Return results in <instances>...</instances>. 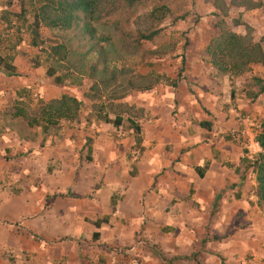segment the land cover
Wrapping results in <instances>:
<instances>
[{
  "label": "crops",
  "instance_id": "obj_1",
  "mask_svg": "<svg viewBox=\"0 0 264 264\" xmlns=\"http://www.w3.org/2000/svg\"><path fill=\"white\" fill-rule=\"evenodd\" d=\"M202 60L201 75L140 95L137 135L96 120L24 140L0 119V264H264L262 204L241 166L259 151L264 62L234 76Z\"/></svg>",
  "mask_w": 264,
  "mask_h": 264
},
{
  "label": "rangeland",
  "instance_id": "obj_2",
  "mask_svg": "<svg viewBox=\"0 0 264 264\" xmlns=\"http://www.w3.org/2000/svg\"><path fill=\"white\" fill-rule=\"evenodd\" d=\"M8 1L10 6L7 10L16 13L19 1L27 0ZM91 1L94 7L90 24L96 28L98 34L108 35L111 38V45L107 51L109 67L114 71V78L110 80L108 87L98 94H93L88 90L90 83L87 81L80 87L54 86L44 74L45 56L39 52L42 46H30L28 29L23 23H18L22 26L21 42L13 58L18 76H6L0 71L2 112L20 109L26 113L28 119L36 118L41 110L39 104L41 101L45 103L63 95L73 97L81 103L78 114L71 120L59 119L53 126L48 125L47 136L75 138L76 136L73 135L77 134L69 132L70 129L76 127V124L79 126L86 123L93 124L97 112L106 114L110 119L119 116L124 120L123 124H126V119L135 122L141 117L142 109L138 106V99L146 91L136 89L151 81L139 77L145 78L153 72V75L162 74L167 78L152 83L150 90H153L160 85L175 88L173 82L177 75L181 78H185V75H201L208 64L207 61L202 60L207 57L206 47L214 46V39L222 33L245 35L264 49V8L243 11L239 7H231L230 0H149L143 1L134 8L126 7L124 0ZM5 5L6 0H0V10ZM25 11L28 25L32 21V12L28 5H25ZM8 20L12 25H17L14 18L9 17ZM153 30L158 31L153 43L140 42V49H136L130 42L135 32ZM0 31H5L2 22H0ZM38 32L43 42V49L50 52L49 48L57 42L56 35L60 32L44 25L39 26ZM197 58L200 62L195 65L193 62ZM37 61L41 63L40 66H33ZM248 70L249 67L244 72L248 73ZM248 83V86L252 85L253 94L256 85L252 79ZM17 91L21 92L16 96ZM7 114L4 117L5 121L9 119ZM0 118L2 119V116ZM258 122L260 126L264 123V114L259 115ZM13 123H16V131L21 135L27 136L37 131V128L26 127L21 119ZM83 127L87 129L90 125ZM259 151L252 152V157ZM135 155L137 156L138 152ZM81 162L80 160L79 167ZM256 206L260 216L264 218V205ZM216 210L218 211L216 205H210L209 215ZM241 219L239 217L236 222H241ZM205 233L210 235V227Z\"/></svg>",
  "mask_w": 264,
  "mask_h": 264
},
{
  "label": "trees",
  "instance_id": "obj_3",
  "mask_svg": "<svg viewBox=\"0 0 264 264\" xmlns=\"http://www.w3.org/2000/svg\"><path fill=\"white\" fill-rule=\"evenodd\" d=\"M143 1L149 0H124L126 7H136ZM164 1V0H150ZM25 5H28L32 12V21L27 25L25 19ZM231 7H239L245 11L258 10L264 8L263 0H230ZM10 6L8 0L6 5L0 10V22L4 24L5 31H0V71L6 76H18L16 67L13 64L15 51L21 42L20 31L23 23L28 29L29 43L32 47L41 45L39 52L44 54L45 77L56 87H80L87 81L90 83L88 90L93 94L104 91L114 78V71L109 67L108 51L111 45V38L108 35L98 34L89 20L93 13L94 3L91 0H27L19 1L18 12L12 13L7 10ZM14 18L17 25H12L8 20ZM44 25L51 29H57L60 33L56 35L57 42H54L49 49H43V42L39 36V26ZM158 31L135 32L131 37V43L136 49H140V42L153 43ZM214 46L206 47V56L217 72L229 73L237 76L242 74L250 64H260L264 62V53L259 43L254 42L247 36H239L231 32L222 33L214 39ZM151 54V53H150ZM37 61L33 66H40ZM151 82L142 84L136 90L149 91L152 83L167 78L162 74L153 75L150 72L146 77H139ZM180 76L174 80L175 86ZM252 82L257 86V92L252 95L255 98L263 91L260 81L252 77ZM15 93L17 96L20 94ZM41 110L36 118L28 119L26 113L20 109H10L6 111L9 119L4 120V112H0L1 121L6 128L16 131L13 121L21 119L28 128H38L41 134L47 133L48 125L53 126L56 120H71L78 114L80 101L70 96H61L58 99L39 103ZM96 120L119 126L123 119L115 116L113 119L106 114L97 112ZM12 121V122H11ZM20 121V120H19ZM125 123L129 125L135 135L139 128L130 119ZM199 126L207 128V123L199 122ZM18 136L24 140H33L36 133L31 135ZM139 138L136 137V142ZM254 142L259 148V152L250 160L242 159L241 166L244 170L251 168L255 175L257 202L264 205V123L261 124L259 132L254 137ZM138 143V142H137ZM89 160V157H87ZM205 167V166H204ZM198 176L201 175L198 168H195ZM100 222H105L101 219ZM99 223V221H98ZM98 223H94L96 227ZM95 237L96 234H93Z\"/></svg>",
  "mask_w": 264,
  "mask_h": 264
},
{
  "label": "built area",
  "instance_id": "obj_4",
  "mask_svg": "<svg viewBox=\"0 0 264 264\" xmlns=\"http://www.w3.org/2000/svg\"><path fill=\"white\" fill-rule=\"evenodd\" d=\"M246 134H245V132L244 131H237L236 132V134H235V137L237 138V139H241L242 137H244V138H246Z\"/></svg>",
  "mask_w": 264,
  "mask_h": 264
}]
</instances>
